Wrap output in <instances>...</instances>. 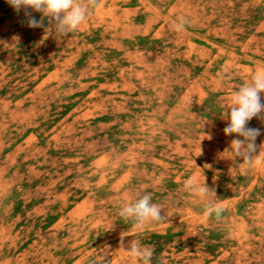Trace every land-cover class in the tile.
<instances>
[{
  "label": "rangeland",
  "instance_id": "1",
  "mask_svg": "<svg viewBox=\"0 0 264 264\" xmlns=\"http://www.w3.org/2000/svg\"><path fill=\"white\" fill-rule=\"evenodd\" d=\"M25 21L0 0V264H137L121 239L152 264H264V134L245 166L221 118L264 71V0H96L67 36ZM147 193L165 223L119 216Z\"/></svg>",
  "mask_w": 264,
  "mask_h": 264
},
{
  "label": "clouds",
  "instance_id": "2",
  "mask_svg": "<svg viewBox=\"0 0 264 264\" xmlns=\"http://www.w3.org/2000/svg\"><path fill=\"white\" fill-rule=\"evenodd\" d=\"M7 3L16 13L23 11L28 27L44 28L47 35L55 32L67 36L85 21L96 0H7ZM33 12L40 13V19H37ZM45 18L48 21L47 26L44 23ZM187 23V20L180 18L175 24V30L184 31ZM16 39L19 40V37ZM261 94H264V71L255 73L248 82L238 87L232 95L231 106L225 107L221 116L228 121L223 129L224 134L238 137L231 141L230 152L235 158L241 159L245 166H252L256 162L255 141L264 134L260 128L248 126L253 118L264 121V96ZM185 188L201 198H207L208 193L212 191L204 181L202 184H196L189 180ZM205 207L208 216L215 215L217 218L225 211L220 204L212 201ZM162 209L160 205L152 203L151 194L147 193L122 207L119 216L125 221H134L139 228L151 221L165 223V216L161 214ZM120 245L124 252L137 261V264H152L154 249L151 246L143 245L139 240L130 241L126 245L123 239Z\"/></svg>",
  "mask_w": 264,
  "mask_h": 264
}]
</instances>
